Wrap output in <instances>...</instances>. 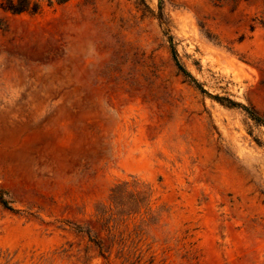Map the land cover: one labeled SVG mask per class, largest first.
I'll return each instance as SVG.
<instances>
[{
  "label": "rangeland",
  "instance_id": "374dc122",
  "mask_svg": "<svg viewBox=\"0 0 264 264\" xmlns=\"http://www.w3.org/2000/svg\"><path fill=\"white\" fill-rule=\"evenodd\" d=\"M6 1L0 264H264V0Z\"/></svg>",
  "mask_w": 264,
  "mask_h": 264
},
{
  "label": "trees",
  "instance_id": "16d2710c",
  "mask_svg": "<svg viewBox=\"0 0 264 264\" xmlns=\"http://www.w3.org/2000/svg\"><path fill=\"white\" fill-rule=\"evenodd\" d=\"M17 1L19 3L14 4L13 0H7L6 5H5V9L7 11L14 13V14H19V13L25 12L29 9L28 8L30 5L29 0H17ZM31 10L35 11V9H33V8ZM178 68L180 70H182L181 67H178ZM245 110H247V109H245ZM248 114L253 120L261 123V119H259L254 113L248 111ZM263 125H264V123H263Z\"/></svg>",
  "mask_w": 264,
  "mask_h": 264
}]
</instances>
